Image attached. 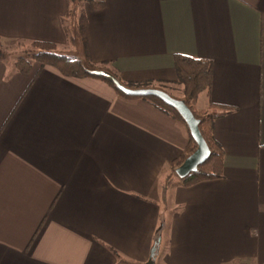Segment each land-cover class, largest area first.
I'll list each match as a JSON object with an SVG mask.
<instances>
[{"label":"crops","instance_id":"crops-1","mask_svg":"<svg viewBox=\"0 0 264 264\" xmlns=\"http://www.w3.org/2000/svg\"><path fill=\"white\" fill-rule=\"evenodd\" d=\"M70 5L0 0V40L74 52ZM81 11L91 60L120 82L182 99L175 54L210 61L194 107L216 114L221 176L183 183L189 128L149 99L0 59V264H147L158 238L155 264H264V0Z\"/></svg>","mask_w":264,"mask_h":264},{"label":"trees","instance_id":"trees-1","mask_svg":"<svg viewBox=\"0 0 264 264\" xmlns=\"http://www.w3.org/2000/svg\"><path fill=\"white\" fill-rule=\"evenodd\" d=\"M82 0H69L71 3L68 16L75 13L76 7L81 4ZM94 10L101 9L104 6V0H84ZM78 25L69 29V42L75 46L74 52H59L51 43L32 42L29 47L24 46L20 55L16 58L15 65L19 72L28 74L31 70L32 62L38 61L41 64H49L56 67L61 73L74 77H95L110 83L119 94L127 98L141 97L149 99L156 107L164 112L174 116L185 123L180 113L172 106L166 104L156 96H132L118 89L116 82H120L110 69L105 66L95 64L89 55L86 41V16L81 11ZM20 50V49H19ZM18 50V51H19ZM20 54V53H19ZM8 57V47L0 40V59L5 60ZM175 70L178 81L182 84L183 100L191 108L195 116L200 119L199 129L206 140L211 155L209 159L198 167V170L191 172L182 178L184 184H192L200 180L211 179L221 176L223 150L220 144L215 140L213 135V118L215 113H206L195 109L194 103L197 95L208 89L211 84V63L208 60L200 59L188 55L175 54ZM116 78V79H115ZM121 84L137 88L135 84L120 82ZM186 124V123H185ZM187 125V124H186ZM190 132V131H189ZM196 149V142L190 135L189 143L182 154L174 163L177 168L185 158Z\"/></svg>","mask_w":264,"mask_h":264},{"label":"water","instance_id":"water-1","mask_svg":"<svg viewBox=\"0 0 264 264\" xmlns=\"http://www.w3.org/2000/svg\"><path fill=\"white\" fill-rule=\"evenodd\" d=\"M117 87L122 92L132 95V96H156L164 101L166 104L174 107L182 116L185 123L187 124L190 135L193 140L196 142V149L189 154L185 160L175 169L176 174L180 178L186 177L191 172L198 170V167L206 162L210 155L211 149L209 148L206 140L204 139L200 129L198 119L191 108L185 103L183 99H178L171 96L166 91L153 88V87H137L132 88L121 84L120 82H116ZM160 238H158L153 247L151 248L150 258L147 264H155V253L157 250V245L159 243Z\"/></svg>","mask_w":264,"mask_h":264},{"label":"rangeland","instance_id":"rangeland-1","mask_svg":"<svg viewBox=\"0 0 264 264\" xmlns=\"http://www.w3.org/2000/svg\"><path fill=\"white\" fill-rule=\"evenodd\" d=\"M85 3H87V2H85L84 0H82L81 1V4H79V6L76 7L75 13L70 16L71 18L69 17V22H71V21L73 22L72 26L78 25V21H79V18L81 16V8H83V5H85ZM72 26H70V27L72 28ZM68 46H69V48H64L66 50V52H63V53H67V51L69 49H72L71 45H68ZM7 47H8V57L7 58H8L9 61H13L18 56L24 55V53H21L20 52V51H22V49L24 48V46L21 47V45H8ZM25 48H31V47H29V45L27 44L25 46ZM59 49H61V48H59ZM64 49H62V50H64ZM163 213L166 214V209L163 211Z\"/></svg>","mask_w":264,"mask_h":264}]
</instances>
